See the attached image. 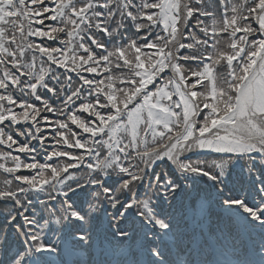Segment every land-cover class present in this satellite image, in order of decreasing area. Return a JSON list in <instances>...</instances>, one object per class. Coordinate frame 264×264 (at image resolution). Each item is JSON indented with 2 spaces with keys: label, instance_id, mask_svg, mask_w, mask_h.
Masks as SVG:
<instances>
[{
  "label": "snow or ice",
  "instance_id": "snow-or-ice-1",
  "mask_svg": "<svg viewBox=\"0 0 264 264\" xmlns=\"http://www.w3.org/2000/svg\"><path fill=\"white\" fill-rule=\"evenodd\" d=\"M221 3L218 19L205 0H0V90H5L0 93V145L15 147L32 160L0 151V170L19 182L13 187V180L3 181L0 203L12 205L4 218L24 246L23 252L9 255V234L0 230V264H59V249L44 240L49 222L30 214V196L38 203H44L41 196L65 198L55 221L61 229L92 226L101 208L105 213L115 210L111 222L119 225L117 237H129V226L139 224L152 241L144 264H173L163 242L178 227L162 208L153 211L150 198H137V190L145 186L168 202L184 191L182 179L206 177L226 211L264 232V0ZM133 28L135 38H126ZM98 35L106 39L102 42ZM93 45L103 51L97 54ZM28 52L30 61L25 59ZM52 65L65 72L57 75ZM113 68L127 72L114 76ZM166 70L171 77L162 76ZM68 73L80 82L74 89ZM158 77L161 82L149 91ZM66 86L70 95H64ZM49 93L62 97V104L44 99ZM83 94L79 107L71 108ZM42 112L65 119L51 121ZM40 121L50 125V136L41 135ZM68 121L82 130L79 136ZM46 141L53 142L50 151ZM38 152L46 155L44 163L36 160ZM209 153L219 154L212 165L206 164ZM54 157L67 159L49 163ZM158 162H170L175 171L163 176L152 171ZM81 166L86 175L78 178L70 170ZM22 169L32 174L17 175ZM237 170L253 177L246 194L228 187ZM73 196H83L85 202L92 197L96 203L75 210ZM78 239L85 241L88 234L80 232Z\"/></svg>",
  "mask_w": 264,
  "mask_h": 264
},
{
  "label": "trees",
  "instance_id": "trees-1",
  "mask_svg": "<svg viewBox=\"0 0 264 264\" xmlns=\"http://www.w3.org/2000/svg\"><path fill=\"white\" fill-rule=\"evenodd\" d=\"M45 1H46V0H45ZM205 3H206V7H207V10H208V11L213 12V13L217 16L218 19H221V18H222V16H223V12H222L223 5H222V3H221V0H205ZM202 19H203V18H202ZM205 21H206V22H210V18H209V19H205ZM190 23H192V21H190ZM34 26H36V25H34ZM253 26H254V27H258V25H256L255 23L253 24ZM134 31H135V29L133 28L131 31L126 32V33H125L126 38H135V36L133 35ZM156 31L159 32V31H160V28L158 27V28L156 29ZM186 31H196V30H195V29H187ZM161 34H162V33H161ZM153 35H155V32L153 33ZM223 36H224V34H223ZM224 37L226 38V36H224ZM98 38H100V39L102 40V42L105 40L104 37H103V36H100V35H98ZM257 38H259V36H257ZM30 39L35 40L37 43H41V41L39 40V38H30ZM44 43L49 44V45H57V42H54V41H44ZM121 43H123V41H121ZM92 48H93V51H95L97 54H100V53H101L100 51L97 50V48H95L94 45L92 46ZM109 50H111V49H109ZM80 54H81V55H84V53H82V52H81ZM30 58H31V52L26 53L25 59L28 60V61H30ZM40 60H41V58H40V56L37 54V71H38V72H39V70H40ZM45 61H46V58H45ZM49 63H50V62H47V61H46L44 66L47 67ZM120 63L122 64V61H121ZM51 67H52L53 72H55L57 75H60L61 73H64V72H65L64 69H62V68H58L56 65H52ZM126 72H127L126 70H120V69H116V68H113V69H112V74H113L114 76H115V75H120L121 73H126ZM83 74H84L85 76H89V77H91L92 75H95V74H89V73H83ZM68 75H71L72 78H73L72 81H71L70 83H71L72 88L74 89L75 87L78 86V84H79L80 82L78 81V78L76 77V74H75V73H68ZM163 75H164L165 78L170 77V75H172L171 70H166L165 73H163ZM99 77H100V76H97V79H100ZM46 79H47V77H46ZM61 79L63 80V76H61ZM44 92H46V90H44V89H38V93H44ZM70 94H71V92H70V90L68 89V87L66 86V87H65L64 95H70ZM13 95L15 96V95H17V93H13ZM84 95H86V94H83L81 100H77L76 103H75L74 105L71 106V108H78L79 105L81 104L82 100H83ZM31 99H32V102H33V101H34V98H31ZM44 99H49V102H50V103H52L53 100H54V101H55V104H54V105H57V106L61 105L62 102H63V98H62V97H52L50 93L47 94V95H45V96H44ZM36 102H37V103H40L39 101H36ZM40 104H41V103H40ZM46 113H47V112H42L41 115H42V114H46ZM77 114L80 115L81 118L84 119V120H86V121L89 120V119H92V118L89 116L88 113L77 112ZM38 119H39V118H38ZM49 119H50V118H49ZM58 119H65V117H64V116H58ZM43 123H44V121H40V127H41V129H42L41 134H42V135H45V133H46V131H48L49 127H42L41 124H43ZM68 123H69V127H71L72 130H73L74 132H76L77 135L79 136V135L81 134L82 130H80L76 125L71 124L70 121H68ZM5 131H6V129H5ZM6 132H7V131H6ZM83 135L86 137L88 134H83ZM33 143H35V141H33ZM45 143L47 144L48 141H46ZM73 150H74V149H73ZM36 154H41V152H38V153H36ZM23 155L26 156L27 154H23ZM0 162H2V161H0ZM174 171H175V170L170 166L169 171H168V172H169V175H171ZM5 179H11V180H13V186H14L15 183H16V181H15L14 178L11 176V174H7V173H5V177H1V178H0V187H3V181H4ZM190 180H191V179H190ZM183 181H184V180L182 179L181 182L183 183ZM190 184H191V188H194V187L196 186V182H194L193 180H191ZM120 197L123 198V197H124L123 194H121Z\"/></svg>",
  "mask_w": 264,
  "mask_h": 264
},
{
  "label": "rangeland",
  "instance_id": "rangeland-1",
  "mask_svg": "<svg viewBox=\"0 0 264 264\" xmlns=\"http://www.w3.org/2000/svg\"><path fill=\"white\" fill-rule=\"evenodd\" d=\"M45 2H46V3H49V0H46ZM50 6H53V5L50 4ZM46 23H52V22H46ZM199 88H200V86H198V89H199ZM4 91H5V90H0V93H4ZM37 106L39 107V106H42V105H37ZM16 110L19 111L18 108H17ZM13 127H14V128H19L20 130H24L22 126H13ZM45 127H50V126H45ZM6 131H8V129H6ZM52 143H53V142H50L49 144H52ZM60 150H64L63 146L60 147ZM11 151H13V153H14L15 155H19L20 158H21L22 160L26 161V159L23 158L24 156L22 157V155H23L22 153H18V152L15 151V147H14L13 149H11ZM69 151H70V150H69ZM35 156H36V158H37L38 160H41V159H40L41 154H35ZM26 157H27V155H26ZM41 161H42V160H41ZM120 195H121V194H120ZM171 200H172V199H170L169 201H171ZM150 203H151V199H150ZM255 227H256V228H259L258 226H255Z\"/></svg>",
  "mask_w": 264,
  "mask_h": 264
}]
</instances>
